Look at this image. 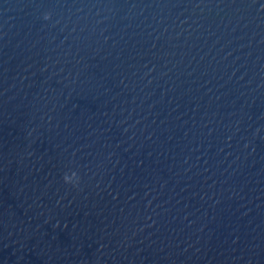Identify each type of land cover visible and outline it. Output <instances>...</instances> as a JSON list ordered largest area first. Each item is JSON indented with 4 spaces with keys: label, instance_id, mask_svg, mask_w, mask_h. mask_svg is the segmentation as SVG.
Wrapping results in <instances>:
<instances>
[{
    "label": "water",
    "instance_id": "water-1",
    "mask_svg": "<svg viewBox=\"0 0 264 264\" xmlns=\"http://www.w3.org/2000/svg\"><path fill=\"white\" fill-rule=\"evenodd\" d=\"M0 264H264V0H0Z\"/></svg>",
    "mask_w": 264,
    "mask_h": 264
}]
</instances>
